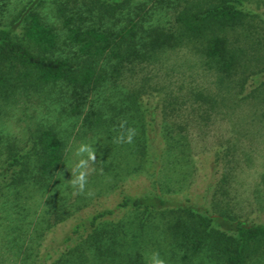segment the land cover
<instances>
[{"label": "trees", "instance_id": "trees-1", "mask_svg": "<svg viewBox=\"0 0 264 264\" xmlns=\"http://www.w3.org/2000/svg\"><path fill=\"white\" fill-rule=\"evenodd\" d=\"M257 15L247 0H15L12 7L0 0V110L34 93L72 118L71 126L127 134L140 116L141 88L126 90L113 107L126 111V125L103 116L101 92L113 95L124 73L127 78L182 45H190L218 81L230 77L248 67L252 42L242 27ZM260 30L253 48L264 50V26ZM259 79L254 77L263 84ZM62 131L55 122H38L23 140L0 141V252L25 264H145V244L160 238L173 264H255L264 257V222L208 213L156 191H120L112 208L75 220L59 247L41 251L43 231L73 213L54 190L67 161ZM133 146L150 168L160 156L153 138ZM35 195L46 200L36 213L30 202ZM33 212V221L27 220ZM30 229L33 238L25 244Z\"/></svg>", "mask_w": 264, "mask_h": 264}, {"label": "rangeland", "instance_id": "rangeland-1", "mask_svg": "<svg viewBox=\"0 0 264 264\" xmlns=\"http://www.w3.org/2000/svg\"><path fill=\"white\" fill-rule=\"evenodd\" d=\"M14 2L9 0L10 7ZM247 5L261 15L242 27L252 42L245 52L250 60L243 57L248 64L246 69L218 81L200 55L190 45H182L155 62L138 66L127 78L124 73L119 90L113 95L106 90L99 94L103 116L126 125V111L117 113L114 108L120 106L119 99H123L126 90L141 88V117L131 120L135 135L130 143L126 142V130L118 132L110 127L108 131L90 132L83 131L78 122L71 126L72 118H65L38 94L20 96L16 104L0 110L1 142L7 137L23 140L27 130L38 122H55L63 130L62 136L68 137L66 166L54 190L57 197H65L63 203L73 213L43 231L38 239L41 251L59 247L63 234L75 220L112 208L120 191L131 195L156 191L208 213L225 211L247 222H264V83L254 80L255 76L264 79V50L253 48L264 26V0H247ZM238 44L243 45L244 40ZM144 137L153 138L155 151L160 155L151 168L138 160L133 146ZM83 146L95 154L94 161L88 159L87 153L77 154ZM82 159L88 161L87 167L76 170ZM153 168L154 174H150ZM79 171L87 173L83 191L71 183ZM34 197L30 202L35 203L32 208L36 213L43 209L46 200L45 195ZM35 213L27 220L33 221ZM29 227L30 223L25 226ZM25 233L26 244L33 234L31 229ZM158 234L155 237H160ZM157 239L156 244L152 240L145 244V264H152L153 253H158L165 264H173L167 245ZM0 254V264H25L13 253L1 250ZM255 264H264V257Z\"/></svg>", "mask_w": 264, "mask_h": 264}, {"label": "clouds", "instance_id": "clouds-1", "mask_svg": "<svg viewBox=\"0 0 264 264\" xmlns=\"http://www.w3.org/2000/svg\"><path fill=\"white\" fill-rule=\"evenodd\" d=\"M134 135H135V130L128 129L127 142L130 143ZM120 139H123V137H121ZM83 153H87L89 160H93V161L95 160V154L87 146L81 147L77 154L80 155ZM87 163H88L87 160H83V159L80 160L79 164L76 165V170L85 169L87 167ZM86 176H87L86 171H79V175L76 176L75 179L71 182L72 185L74 187L78 186L80 191H83L84 186L86 184ZM152 264H165V262L163 259L159 257L158 253H153L152 254Z\"/></svg>", "mask_w": 264, "mask_h": 264}]
</instances>
